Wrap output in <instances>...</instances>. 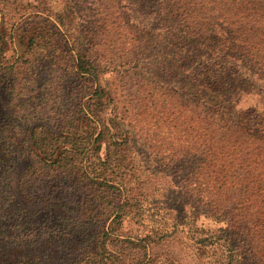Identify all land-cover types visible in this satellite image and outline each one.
<instances>
[{"label":"trees","instance_id":"1","mask_svg":"<svg viewBox=\"0 0 264 264\" xmlns=\"http://www.w3.org/2000/svg\"><path fill=\"white\" fill-rule=\"evenodd\" d=\"M98 1L102 27L127 29L115 0ZM146 1L157 9L149 28L173 29L171 3L203 41L187 49L176 39L169 58L213 101L160 88L168 134L151 149L196 158L186 190L208 211L180 220L156 203L162 175L146 170L133 144L148 117L122 106L107 77L115 50L72 23L73 1L22 31L21 21L5 25L9 0H0V264H155L154 248L183 232L195 259L264 264V0ZM17 35L24 53L9 56ZM143 56L128 63L152 65ZM46 210L56 228L35 219ZM145 217L158 227L122 235L123 223ZM201 217L214 228L197 226Z\"/></svg>","mask_w":264,"mask_h":264},{"label":"rangeland","instance_id":"2","mask_svg":"<svg viewBox=\"0 0 264 264\" xmlns=\"http://www.w3.org/2000/svg\"><path fill=\"white\" fill-rule=\"evenodd\" d=\"M72 1L75 20L72 23L74 25H86L89 33L95 38L103 33V46L100 49L104 50L110 46L115 50L113 63L118 66L111 68L112 71L107 74V77L110 85L113 84L118 98L119 96L122 97L119 98L122 106L125 105L126 109H129V115L140 109L148 117L146 119L149 122L133 125V144L146 170L153 174L162 175L164 182L158 181L157 183L161 195L156 203L160 204L161 208L167 207L174 210L180 220L184 219L190 211L207 212L206 205L193 199L186 190L185 179L194 169L197 162L196 158L187 156L169 161L155 155V153H152L154 150L151 149L160 145L161 139L168 134L163 124L158 123V118H161V104L163 103V96L159 93L160 88H162L161 91L174 92L184 87L185 100L191 99L194 95H202L206 97L205 99L213 101L211 94L198 89L192 79L187 74L182 75L181 71L169 58L172 51L170 45L173 44V41L187 40L188 43L185 46L187 49L193 48L195 45H201L203 41H199V39H196L197 37L191 35L192 30L185 25L183 17L175 11L171 3L167 4L166 14L173 29L163 31L160 28L158 30L149 28V25L156 23V18H154L157 13L156 6L148 4L145 0H134L129 5L127 4L128 0H115L119 4V8L124 10L125 17L127 16V23H125L132 30L130 31L128 26L127 29H118L117 26L113 27L108 24L102 27V17L97 8L98 0ZM106 1L108 0H102V2ZM65 2L66 0H9L6 5V12H4V23L7 27H10L12 24L21 21L19 25L23 29L22 31L29 30L39 26L40 21L47 17L54 20V14L63 9ZM129 16L133 18L128 19ZM16 38L13 50L15 53L10 50L7 54L9 56L16 55V57H19L24 53V49L17 45L19 35ZM176 39L179 40L176 41ZM89 45L87 43L84 49L87 50ZM88 53L94 59L96 58L92 50H89ZM135 53L138 55L144 54L143 58L152 65L145 67L142 63L139 65L128 63ZM43 77L52 81L53 71H44ZM157 81L167 83L168 86H159L156 83ZM179 81L181 84H176ZM190 94L191 96H189ZM152 184L148 186L151 190L154 186ZM35 219L43 225L52 228L57 227L56 219L51 210L38 213ZM166 223L169 225L170 221H166ZM202 224L203 226H201ZM153 225L158 227L153 223L151 224V220L145 217L141 225L136 224L134 221L123 223L121 232L124 236H142L145 233L144 231H148V227H153ZM197 226L200 228L205 227V229L214 228L202 217L197 221ZM182 229L180 227V231ZM184 233L179 234L176 238L164 241L154 248L152 253L156 256V259L152 260L155 264H210L214 261V259H195L192 247ZM242 253H245V250H242ZM250 260V264L255 263L253 259Z\"/></svg>","mask_w":264,"mask_h":264}]
</instances>
